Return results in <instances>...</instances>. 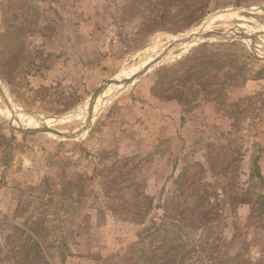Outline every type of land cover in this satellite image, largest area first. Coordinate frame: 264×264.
<instances>
[{"label": "rangeland", "instance_id": "374dc122", "mask_svg": "<svg viewBox=\"0 0 264 264\" xmlns=\"http://www.w3.org/2000/svg\"><path fill=\"white\" fill-rule=\"evenodd\" d=\"M190 2L207 3V15L183 30L149 34L150 12L139 0H0V264L13 225L32 223L45 245L57 246L49 251L53 264H145L132 255L143 226L112 214L100 173L136 161L133 178L167 220L176 179L189 165H206L213 148L234 160L235 192L249 204L232 211L221 204V227L208 246L193 242L191 264H264V181L255 177L257 163L264 178V0ZM184 15L174 7L168 18ZM202 31L229 38L176 47L127 88L110 85L93 98L106 82L132 77L173 42ZM204 51L225 54L212 61L229 67L236 60L242 76L228 82L220 71L225 86L210 100L187 98L188 86L157 85L160 67ZM92 101L95 118L74 139L13 129L75 134ZM206 179L213 182L211 171Z\"/></svg>", "mask_w": 264, "mask_h": 264}, {"label": "trees", "instance_id": "16d2710c", "mask_svg": "<svg viewBox=\"0 0 264 264\" xmlns=\"http://www.w3.org/2000/svg\"><path fill=\"white\" fill-rule=\"evenodd\" d=\"M139 4L150 12L145 29V33L149 34L167 29L183 30L200 21L208 13L207 3H193L190 0H139ZM174 7L185 15L182 18L179 16L178 19L168 18ZM154 13H160L159 19L153 17ZM218 56L225 54H211L210 51L191 53L181 60L162 66L156 71L157 85H179L185 88L188 86L187 98L196 100L202 97L210 100L213 94L221 93L222 87L225 86V82L217 77L220 71L226 70L228 82H234L242 76V68L236 67V60L233 59L229 67L225 61H212ZM243 80H246V77ZM171 90L173 94H178L174 88ZM233 162L231 156L213 148L206 165L196 163L187 166L183 174L176 179L179 191L178 195L175 190L170 196L171 214H168L167 220L153 213L155 198L133 178L139 166L136 161H116L107 171L108 174L100 173L108 188L107 199L112 205V214L116 218L143 226L132 248V255L143 257L145 264H191L192 257L197 252V247L191 248L193 242L200 240L202 246H208L212 231L221 227V204L228 202L231 211L238 208V205L249 204L246 193L241 196L235 192L236 168ZM208 171H211L213 182L206 179ZM255 177L264 181L257 163ZM260 202L264 205L263 201ZM157 209H161V205ZM232 224L236 225L229 222L222 228ZM40 230L38 223H32L31 228L13 225L12 233L7 235L5 242L9 255L6 254L1 263L52 264L47 258V250L54 248V245L44 244L40 239ZM236 239L235 235L230 240Z\"/></svg>", "mask_w": 264, "mask_h": 264}, {"label": "water", "instance_id": "95a60500", "mask_svg": "<svg viewBox=\"0 0 264 264\" xmlns=\"http://www.w3.org/2000/svg\"><path fill=\"white\" fill-rule=\"evenodd\" d=\"M237 38L242 39V40H251L254 42V36H247L244 33H237L235 35ZM229 37L227 36V34H223V33H217V32H200V33H196L193 34L189 37L186 38H182L176 42H173L169 47H168V51H166L164 53V55L166 56V54L172 50L175 47L181 46V45H186V44H190L193 43L195 40H213V39H228ZM195 41V42H196ZM163 55V57H164ZM162 57V58H163ZM160 58V57H159ZM157 59L155 62L149 64L147 67H145L143 70H141L140 72L136 73L135 75H133L132 77L125 79L123 81H115V80H111L106 82L94 95V99H97V97H99V95H101L106 89L107 87H109L110 85H122L123 88H127L128 86H130L131 84H133L136 80L140 79L143 75H145L147 72H149V70L155 66L158 62H160L162 60L161 59ZM91 124V121H90ZM89 124V126H90ZM86 127L85 130H82L81 132L75 133V134H69V133H62L56 129H52L50 127H41V128H36V129H19V128H15L13 127V129L23 133V134H27V135H36V134H40V133H51L54 134L60 138H65V139H74L77 136L81 135L82 133H84L86 131L87 128Z\"/></svg>", "mask_w": 264, "mask_h": 264}, {"label": "bare ground", "instance_id": "6f19581e", "mask_svg": "<svg viewBox=\"0 0 264 264\" xmlns=\"http://www.w3.org/2000/svg\"><path fill=\"white\" fill-rule=\"evenodd\" d=\"M202 32H207V31H202ZM198 33H199V32H198ZM192 35H193V34H192ZM190 36H191V35H190ZM188 37H189V36H188ZM182 38H186V37L184 36V37H182ZM182 38H180V39H182ZM180 39H179V40H180ZM177 41H178V40H177ZM175 42H176V41H175ZM186 45H187V44H186ZM169 46H170V45H169ZM169 46H168V47H169ZM178 47H179V46H178ZM191 47H192V46H187V47H184V48H185V49H189V48H191ZM175 48H176V47H175ZM173 49H174V48H173ZM166 51H168V48H167ZM166 51H165V52H166ZM165 52H164V53H165ZM164 53L160 56L159 59H161V58L163 57ZM174 53H175V52H174ZM174 53H172L171 56H169L168 59H171V57H173ZM166 55H167V54H166ZM164 57H165V55H164ZM164 57L162 58L161 61H163ZM157 59H158V58H157ZM157 59H156V60H157ZM156 60H155V61H156ZM155 61H154V62H155ZM161 61H160V62H161ZM151 63H153V62H151ZM158 63H159V62H158ZM158 63H157V64H158ZM148 65H149V64H148ZM148 65H147V66H148ZM147 66H146V67H147ZM144 67H145V65H144L142 68H144ZM153 67H154V66H153ZM142 70H143V69H142ZM150 70H151V69H150ZM150 70H149V71H150ZM139 72H140V71H139ZM135 73H136V72H135ZM135 73L133 72V73H131V75H134ZM127 79H128V78H127ZM111 91H112V90H111ZM105 94H106V93H105ZM110 98H111V95H110V94H107V95L102 96V97H101V100H98V102H97V106L99 105L100 102H101V103H104L105 101L109 100ZM95 100H96V99H95ZM90 105L92 106V107H91V110H92V111H91L90 119H89L87 125L84 126V128H83L82 130H85V128L89 126L90 121H91L92 119L95 118V117H94V114H93V109H92L93 106H94V105H93V101H92V103H91ZM99 106H100V105H99ZM96 109H97V107H96ZM96 109L94 110L95 112H96ZM95 112H94V113H95ZM82 130H81V131H82ZM81 131H79V132H81ZM77 133H78V132H77Z\"/></svg>", "mask_w": 264, "mask_h": 264}, {"label": "crops", "instance_id": "0c3cea01", "mask_svg": "<svg viewBox=\"0 0 264 264\" xmlns=\"http://www.w3.org/2000/svg\"><path fill=\"white\" fill-rule=\"evenodd\" d=\"M0 223H2V222H0ZM15 225H16V224H15ZM17 226H20V225H17ZM20 227H21V226H20ZM44 244H45V243H44ZM55 248H57V246L54 247L53 249H55ZM49 251H50V249L47 250V258H48V260L52 263V261H51V259H50ZM64 258H65V257H64ZM64 258H63L62 262L66 261V259H64ZM52 264H53V263H52Z\"/></svg>", "mask_w": 264, "mask_h": 264}]
</instances>
